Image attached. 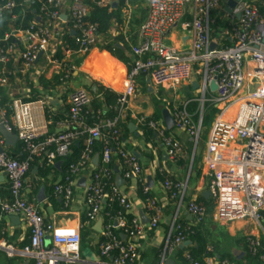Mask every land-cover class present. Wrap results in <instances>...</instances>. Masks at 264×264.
<instances>
[{
    "label": "built area",
    "instance_id": "2783aa9c",
    "mask_svg": "<svg viewBox=\"0 0 264 264\" xmlns=\"http://www.w3.org/2000/svg\"><path fill=\"white\" fill-rule=\"evenodd\" d=\"M143 1L147 16L136 32V43L130 46L134 61L126 75L123 91L117 94L113 117L99 116L92 125L88 124L87 110L93 98L87 91L77 90L68 97V113L61 123L63 130L40 133L42 128L37 127V116L53 113L56 90H49L31 102H23L12 95H8L6 102H0V127L16 135L25 155L23 160L7 156L2 152L0 137V176L7 182L10 197V200L4 199L0 189V219L18 217L30 231L29 244L21 249L0 241V248L9 257L28 258L33 264H82L80 234L57 233L23 197L25 179L32 164L44 157L50 165L56 159L67 158L72 145L80 139L84 146L80 159L69 167L63 183L54 186V196L60 198L64 208H69L78 181L92 167L96 141L102 142L101 165L90 170L87 176L86 223L91 224L102 216L107 201L115 200L127 215L132 209V204L116 185L114 164L119 166L116 168L125 182L136 181L142 185L143 194L149 196L150 189L142 177L140 162L126 151L122 138V125L129 118V101L136 95V81L141 75L147 77L153 87L162 89L175 88L199 78L200 103L203 106L210 93V102L218 110L207 135L204 160L209 193L215 199V218L223 224L264 223V0H240L230 14L224 10L230 0ZM35 3L39 4V22L33 21L24 30L11 29L0 39V91L19 77L29 76L33 82L56 79L65 83L69 80L77 69L74 60L85 58L100 43L97 25L88 21L92 5H122L129 29L130 0H21L18 4L14 0L1 1L0 20L7 18L5 23L14 22L17 20L12 16L15 9L23 12L25 5ZM66 3L68 14L65 16L62 9ZM212 12L227 26L219 28L215 35L211 30L215 24ZM176 29L190 40L188 51H180L170 44V36ZM71 33H74L75 49L65 41ZM116 35L111 31L112 37ZM123 37L129 41L126 34ZM212 82L216 92L210 91ZM172 117L178 131L189 133L196 142L199 141L201 122L195 126L186 105L176 109ZM139 123L147 125L156 134L169 159L175 161L181 155V144L166 135L163 123H146L145 120ZM231 148L234 157H216ZM159 174H163L161 170ZM162 185L176 206L165 238L161 263L165 264V255L175 252L193 236V228L204 223L207 212L194 202L184 203L186 186L183 183L166 180ZM144 209L149 214L146 225L134 217L128 224L122 213L118 214L114 224L111 219L107 224L103 222V241L98 244V249L102 257L112 260L111 264H136L140 258L136 240L146 231L158 229L164 215L162 207L147 198ZM183 211L195 225L180 222ZM118 230L130 242L119 238ZM47 239L51 241L49 246ZM245 243L248 254L264 263L260 239L250 235L245 238Z\"/></svg>",
    "mask_w": 264,
    "mask_h": 264
},
{
    "label": "crops",
    "instance_id": "0c3cea01",
    "mask_svg": "<svg viewBox=\"0 0 264 264\" xmlns=\"http://www.w3.org/2000/svg\"><path fill=\"white\" fill-rule=\"evenodd\" d=\"M67 4L68 3H66L62 9V13L65 16L68 14ZM130 5L131 15L129 26L132 15L138 8L136 5H132L131 2ZM141 7L146 10L144 1ZM31 8L32 6L25 5L23 8V14ZM38 14L34 12V18L37 22H39ZM122 19L123 25L120 26L119 29H111V31H115V34H118L116 36H123L126 34L125 32L129 30L126 28V15L123 7ZM70 35L71 37L74 36L73 33ZM118 43L120 45L119 47H121V42L118 41ZM170 44L180 51H188L191 47L190 40L185 37L179 29H176L170 36ZM104 58H110L111 60L110 62L105 63L102 60ZM130 59L132 62L134 61L132 56ZM39 64H41V61ZM76 68L77 69L72 74V77L65 83H60L56 79L54 81L39 80L33 82L29 76L19 77L18 81L12 79L8 88L0 91V102H6L8 100V95L21 99L23 102H31L35 101L42 95L47 94L49 90H56L57 93L53 95V113L51 115L38 114L36 124L38 128H42L39 130L40 133L44 131L48 133H59L63 130L61 123L65 121L68 113V97L70 95V91L67 92L66 90H63L61 87L62 85H70V87L75 85L76 88H71L72 93L77 90H85L88 92L89 89L93 92V88L100 86L119 94L123 91L124 81L128 74V68L126 65L113 58L108 52L100 51L97 47L92 49L85 57L82 65ZM94 74H100L103 77L110 78L113 81V84H107L104 79L97 78ZM137 80L136 95L134 98L130 99L127 111L129 116L127 125L129 126L130 124H133L136 127V132L131 133L128 129L129 132L125 135V139L123 140L125 142L126 151L134 154L140 162L142 177L146 181V185L148 179L151 180L152 187L149 188V195L151 196V199L162 207L164 215L158 229L154 231H146L136 240L135 245L140 251V258L136 264L162 263L165 238L176 211L174 200L170 199L167 191L163 188V183L158 181L160 170L163 173L160 175H165V177L171 178L170 181L180 182L186 186L184 198L185 204L188 202H194L206 209L207 217L201 226V230L205 239L209 241L208 250L213 256L206 258L204 264H218L224 261L229 264H264L259 260L257 261L248 258L249 254L245 243V238L250 235L257 237L260 241L264 238V223L258 225L253 221H245L223 224L215 218V199L211 195H205L206 192H209V176L204 161L206 142L207 135L215 116L213 120L207 122L209 128L206 131V137L203 140L202 149L199 155L198 141L196 142L195 138L189 133L178 131L176 127L172 131H169V136L176 139L182 146V153L175 161H172L166 155V152L155 133V138L151 142H145L142 136V128L144 125L139 123L140 120L147 121L152 119L157 109H160L161 111L166 109L171 115H173L175 110L183 105H186L187 112L195 126L198 127V124L201 122L202 130L205 123H203L201 113L205 112V105V110L209 107H213L217 110L216 106L210 102L212 100V94H207L209 96L205 97L207 100L202 106L200 103L202 95L198 92V88H193V84L196 83L198 85V79L194 78L191 82L180 85L181 88L178 91L180 92L179 95H176L175 93L173 95L172 93L160 92L159 90L165 89L153 87L149 84L147 77L145 76L141 75ZM142 81H144V84ZM178 87L166 90L175 91ZM205 115L209 114L205 112ZM49 120L50 123H48ZM158 122L163 123L162 115L161 121ZM43 127L45 129H43ZM122 134L124 136V131ZM0 137L3 141V153L12 158H18L21 160L25 158L22 145L16 135L0 131ZM234 156V149L231 148L227 152L219 153L216 157L218 159H229ZM97 157L98 160L94 163ZM41 160L38 161V164L33 167L32 173L27 175L25 179L23 197L27 202L35 206L38 212L43 216L45 222L52 225L57 233L80 234L82 239V264H111L112 260L102 257L98 249V244L102 240L101 231H103V224L102 226L100 224L102 216L91 224L83 223V219L86 218V209L84 206L85 186L84 188L76 186L71 205L69 208H64L60 198L53 196L54 193L51 195V192L54 191V186L56 184H61L64 181V175L60 171L63 163L60 162L61 164L56 170L58 171L57 173L51 172L50 176H48L46 180H43L38 176V170L42 167ZM100 165V154H95L92 157V167L90 170L94 171L98 169ZM90 170L85 177L82 178L85 179V185L89 181V177L87 176L90 173ZM0 189L3 192L4 199L10 200L8 185L2 176H0ZM120 191L132 204V209L128 215L138 219L142 223L140 214L143 213L144 219L149 221V214L144 209V201L141 199L138 192V183L136 181H124L123 186L120 187ZM179 220L182 224L195 225L194 220L189 219V215L186 211L181 212ZM117 232L123 241L130 242L128 238L124 237L121 230H118ZM29 237V227L22 219L19 218V221L16 223H12L10 218L4 220L0 219V241L5 243V245L11 246L15 249H21L29 244ZM46 244L48 246L51 245V241L47 239ZM178 250L179 249L170 254L167 253L165 255V261L172 260L174 264H184L178 260ZM187 257V253H185L184 258L187 259ZM222 257H230V259L228 260L227 258L226 260H222ZM0 264H33V262L28 258L20 256L9 257L4 250L0 248Z\"/></svg>",
    "mask_w": 264,
    "mask_h": 264
},
{
    "label": "trees",
    "instance_id": "16d2710c",
    "mask_svg": "<svg viewBox=\"0 0 264 264\" xmlns=\"http://www.w3.org/2000/svg\"><path fill=\"white\" fill-rule=\"evenodd\" d=\"M1 1L6 2L8 0H0V2ZM14 1L18 4L21 0H14ZM130 2L132 5H136L138 8L132 15V19H131L130 26H129V31L126 33L129 39L128 42L124 40V37L122 35L112 37L110 34L111 29L113 28L119 29L120 26L123 25L122 5H119L117 7H110V6L98 7L96 5H92L91 12L88 18V21L90 23L96 24L98 27L100 43L97 45V48L100 51L108 52L113 58H115L119 62L126 65V67L128 68V72L130 71L131 65L133 63L130 59L131 57L130 46L136 43V32L138 28L141 26V24L145 21V16H146V10H144L141 7L143 0H130ZM263 10L264 9H262V11ZM34 12H36V14L39 13L38 3H35L32 6V8L29 11H27L25 14H23L21 9L19 8L15 9L12 12V16H16L17 20L14 22H10L9 20L8 23L4 24L3 28H0V39H2L4 34L10 31L11 29L24 30L28 28L29 25L33 21L36 20L34 18ZM217 18L220 19V21L214 19L215 24L211 27L212 34L214 35L217 33L219 28L227 27V26H224L223 21L220 17H217ZM65 41L67 42L70 48L72 49L76 48L74 45L73 37H71L70 34L65 37ZM118 41L121 42L122 44L121 47H119L120 45ZM11 42L12 41H10V43ZM84 59L85 58L75 59L74 65L76 67H80ZM8 68H11V65H8ZM142 83L144 84V81H142ZM88 92L91 94L93 98L91 106L87 110L88 114L86 118H87L88 124L92 125L94 121L96 120V118L99 116L105 117V118H111L114 116L113 108L115 107L117 99H118V95L116 93L112 92L111 90L100 87V86H96L95 92H92L91 89H89ZM205 107H204V111L207 114L217 113V110L215 108L209 107L208 109L205 110ZM99 112H100V115H98ZM204 116L205 117L203 118V123H205V121L208 122L209 120L208 119L206 120V116H209V115H204ZM128 121L129 120L127 119V121H125V123H123L122 125V132L124 131V136L122 134L123 139H125V135H127L129 132L128 125H127ZM148 121H154V122L161 121V110L157 109L154 117L150 120H147L146 123ZM142 132H143L142 136L145 142H151L154 140L155 134L151 129L147 127V125H144V127L142 128ZM169 134L170 132L166 131V135H169ZM83 150H84L83 139H80L79 141H77L76 143L72 145L70 149L71 154L67 158L56 159L52 165L48 164L47 159L45 157L42 160L40 159L42 162V167L38 170L39 172L38 176L40 177V179L46 180L48 176H50L51 172H54V173L58 172L56 171L57 168L55 167V164L62 162L63 165L60 171L64 175V179H65L68 176L69 167L75 164L76 162H78V160L80 159L82 155ZM101 151H102V142L96 141L94 144V148H93L94 155L101 154ZM14 159H18V158H14ZM40 160H36L35 161L36 163L34 162L32 164L31 169L27 175L32 173L33 167L36 164H38V161ZM112 166L114 170L116 167L119 168L117 164H114ZM168 179L171 180V178H167L165 177V175H160V174L158 175V181L162 183H164ZM126 182H129V181H126ZM138 192L143 201H145L147 198H151L150 195L145 196L143 194L142 185L140 184H138ZM51 195H53V191L51 192ZM2 196H3V192H2ZM119 213H122L123 217L125 218L128 224L133 219L132 216L125 214V212L119 207L118 203L115 200L113 202L107 201L104 206V211L102 213V218H103L104 223L105 224L109 223L111 219L112 224H114V220L117 218ZM83 223H86V218L83 219ZM201 226L202 225L195 226L193 228V231H194L193 236H191L188 239L190 242H192V246L184 250H178V255H177L178 260L184 264H189L191 262H198L200 264H204V260L206 258L213 256V254L208 250L209 241L205 239L202 233V230H201ZM117 235L120 238L118 232H117ZM101 241H103V238ZM261 244L264 250V238L261 239ZM185 253H187L189 260L185 259L186 257L184 258ZM227 258L228 260L230 259V257H227ZM227 258L222 257V260H226ZM248 258L258 261V258H252L250 255H248Z\"/></svg>",
    "mask_w": 264,
    "mask_h": 264
},
{
    "label": "water",
    "instance_id": "95a60500",
    "mask_svg": "<svg viewBox=\"0 0 264 264\" xmlns=\"http://www.w3.org/2000/svg\"><path fill=\"white\" fill-rule=\"evenodd\" d=\"M238 1H240V0H230V1L228 2L227 6H226L225 9H224L225 12L228 13V14H230V13H231V9L235 7V4H236ZM249 1H254V0H249ZM113 7H116V5H114ZM238 18H239V17H238ZM6 21H7V18H3V19L0 20V28H3L4 23H5ZM73 35H74V33H73ZM211 47H212V49H214V45H212ZM193 88H194V89H195V88H198V85H197L196 83L193 84ZM216 89H217V88H216L215 83L212 82L211 85H210V91H211V92H216ZM95 91H96V88H93V92H95ZM161 115H162V121H163V124H164L166 130H167V131H172V130L175 128V126H176V122H175L174 118L172 117L171 113H170L168 110L163 109V110L161 111ZM128 129L130 130L131 133L136 132V127H135L133 124H130V125L128 126ZM0 131H3L4 133H7V132L3 129V127H0ZM7 134H9V133H7ZM135 134H136V133H135ZM136 136H137V134H136ZM97 160H98V157L95 159L94 163H96ZM60 164H61V163H57V164L55 165V167L58 168V167L60 166ZM115 175H116V185L118 186V188H120L121 186H123V184H124V180L120 177V175H119V171H118L117 168L115 169ZM84 186H85V179H81V180H79L77 187L84 188ZM147 187H148V188H151V187H152V182H151L150 179H148ZM205 195H206V196H209L210 193H209V192H206ZM140 217H141V220H142V223H143V224H147V223H148V220H147V219H144V214H143V213L140 214ZM189 219L191 220L192 218L189 216ZM10 220H11L12 223H16V222L19 221V218H18V217H11ZM100 224H101V226H102V224H103V219H102V218L100 219ZM116 224H117V223H115V226H116ZM101 232H102V231H101ZM122 238H123V236H122ZM191 246H192V242H190V241H186V242H184L182 245H180V246L178 247V249H179V250H184V249H186V248H188V247H191ZM165 264H174V263H173L172 260H167V261H165Z\"/></svg>",
    "mask_w": 264,
    "mask_h": 264
},
{
    "label": "rangeland",
    "instance_id": "374dc122",
    "mask_svg": "<svg viewBox=\"0 0 264 264\" xmlns=\"http://www.w3.org/2000/svg\"><path fill=\"white\" fill-rule=\"evenodd\" d=\"M218 16H217V14H215L214 12H212L211 13V18L212 19H216V20H219L220 21V19H218L217 18ZM197 70V68H195V71ZM198 79V81H199V78H197ZM137 83H138V80L136 81ZM62 87V89L63 90H66L67 92L68 91H70V94L72 93L71 92V88L72 87H74V88H76L75 87V85L74 86H71L70 87V85H62L61 86ZM180 88H181V86H179L178 88H176V90L175 91H169V90H159L160 92H162V93H164V92H167V93H172L173 95H174V93L176 94V95H179V93L180 92H178L179 90H180ZM73 89V88H72ZM167 89H170V88H167ZM177 92V93H176ZM207 97L209 96V95H206ZM207 100V99H206ZM170 101V100H169ZM205 112L203 113H201V116L204 118L205 116ZM214 116H215V114H212V113H210L209 114V116H206V120L208 119V120H213V118H214ZM202 117H201V119H202ZM208 128H209V126L207 125V121H205V124H204V126H203V128H202V130H201V133H200V138H199V141H198V155H199V153H200V151H201V149H202V143H203V140L205 139V137H206V131L208 130Z\"/></svg>",
    "mask_w": 264,
    "mask_h": 264
},
{
    "label": "bare ground",
    "instance_id": "6f19581e",
    "mask_svg": "<svg viewBox=\"0 0 264 264\" xmlns=\"http://www.w3.org/2000/svg\"><path fill=\"white\" fill-rule=\"evenodd\" d=\"M105 63H107V62H110V58H104V59H102ZM97 78H100V79H104L105 80V82H107V84H109V85H112L113 84V81L110 79V78H108V77H103L102 75H100V74H94Z\"/></svg>",
    "mask_w": 264,
    "mask_h": 264
}]
</instances>
